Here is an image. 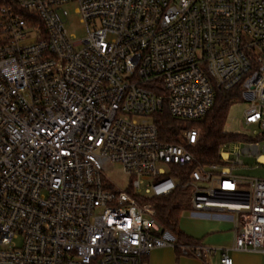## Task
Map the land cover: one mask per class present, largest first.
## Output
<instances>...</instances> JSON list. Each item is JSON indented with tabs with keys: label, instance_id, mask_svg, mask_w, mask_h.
Listing matches in <instances>:
<instances>
[{
	"label": "built area",
	"instance_id": "2783aa9c",
	"mask_svg": "<svg viewBox=\"0 0 264 264\" xmlns=\"http://www.w3.org/2000/svg\"><path fill=\"white\" fill-rule=\"evenodd\" d=\"M70 4L85 39L68 32ZM236 88L245 125L264 130V0H0V264H143L163 248L210 258L219 249L156 217L152 199L181 187L192 215H231L220 264L264 253V179L235 173L264 135L223 145L181 185L200 130L167 143L153 120L198 122Z\"/></svg>",
	"mask_w": 264,
	"mask_h": 264
},
{
	"label": "trees",
	"instance_id": "16d2710c",
	"mask_svg": "<svg viewBox=\"0 0 264 264\" xmlns=\"http://www.w3.org/2000/svg\"><path fill=\"white\" fill-rule=\"evenodd\" d=\"M240 98L239 88L230 92L218 93L212 109L198 122H185L171 118L167 112L154 115L153 120L158 126L160 137L167 143H181L180 132L184 128L197 127L200 130V138L196 147L192 150L196 163L180 171L183 176L181 185L186 183L192 170L198 166H206L219 162V152L223 145L248 140L241 135L229 133L225 129V123L229 108ZM190 197V191L186 188H178L171 196L154 198L152 202L156 210L159 222L170 229L184 243L198 244L179 227V220L185 205Z\"/></svg>",
	"mask_w": 264,
	"mask_h": 264
},
{
	"label": "rangeland",
	"instance_id": "374dc122",
	"mask_svg": "<svg viewBox=\"0 0 264 264\" xmlns=\"http://www.w3.org/2000/svg\"><path fill=\"white\" fill-rule=\"evenodd\" d=\"M66 8L69 11V19L67 22V29L70 34L76 36L77 40L85 39L88 35V30L86 25L82 24L80 21V15L76 14L75 9L76 6L74 4L67 5ZM249 106L246 103L235 102L229 108L227 119L225 123V129L229 133L241 135L246 138L257 139L264 135V130L258 128L257 126H247L244 123V115L248 110ZM244 140L236 142V146L238 149H242L244 147ZM231 144V143H230ZM235 145V144H231ZM260 153L257 156H243L242 159L244 164L248 168H237L235 173L240 176L250 177V178H258L264 179V165L258 163L257 158H264V139L260 142ZM229 146V144H228ZM233 147V146H232ZM235 156L232 155V159ZM260 162H264V160H259ZM109 178L117 182L120 186L124 187L127 184L128 178L123 174L122 168L119 165H116L113 168V171L108 174ZM190 197L188 198V202L185 205V210L180 220L181 229L192 236L199 237L201 232H206L210 222L204 223L203 220L195 218V215H192L190 212ZM225 216H231L229 214H223ZM216 225L219 229L225 230V232H221L215 235H212V242L210 248L213 249H224L230 248L233 245V233L229 230L232 228V223L230 221H221L215 222L212 226ZM217 237V239L213 240V237ZM230 257L233 260V264H264V253L258 252H230ZM220 253L217 255H211V263L210 264H219ZM144 264V262H143Z\"/></svg>",
	"mask_w": 264,
	"mask_h": 264
},
{
	"label": "crops",
	"instance_id": "0c3cea01",
	"mask_svg": "<svg viewBox=\"0 0 264 264\" xmlns=\"http://www.w3.org/2000/svg\"><path fill=\"white\" fill-rule=\"evenodd\" d=\"M188 212V210H185ZM184 211V212H185ZM182 212V213H184ZM183 214H181L182 216ZM195 218L201 219L203 220L204 223H206L207 221L212 223L209 224L210 227H208V229L206 230V232H201L200 236L195 237L192 235H189L187 233H185L181 227H180V220H179V227L180 230L186 234L188 237H190L192 240L198 242V244L209 248L211 246V242H212V235L221 233V232H225V230L223 231V229H219L216 225L212 226L213 224H215V222H221V221H230L232 224V219L230 216H225L223 214H198L197 216H195ZM231 231V233H233V238L235 237V232H234V224L232 225V228L229 229ZM217 239V237H213V240ZM234 243V241H233ZM220 253V259H221V249H219L218 253ZM215 254V255H217ZM230 255V254H229ZM219 259V262H220ZM211 256L210 258H195L193 256H185L183 255L179 250L177 249H173V248H163V249H157L154 250L150 256L148 258H146L144 260V264H210L211 263ZM220 264V263H219Z\"/></svg>",
	"mask_w": 264,
	"mask_h": 264
},
{
	"label": "bare ground",
	"instance_id": "6f19581e",
	"mask_svg": "<svg viewBox=\"0 0 264 264\" xmlns=\"http://www.w3.org/2000/svg\"><path fill=\"white\" fill-rule=\"evenodd\" d=\"M264 160V159H263Z\"/></svg>",
	"mask_w": 264,
	"mask_h": 264
}]
</instances>
